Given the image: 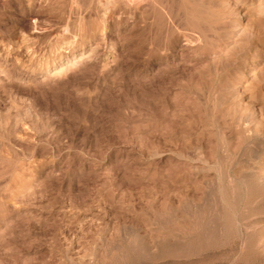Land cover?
Wrapping results in <instances>:
<instances>
[{
    "label": "rangeland",
    "instance_id": "obj_1",
    "mask_svg": "<svg viewBox=\"0 0 264 264\" xmlns=\"http://www.w3.org/2000/svg\"><path fill=\"white\" fill-rule=\"evenodd\" d=\"M0 264H264V0H0Z\"/></svg>",
    "mask_w": 264,
    "mask_h": 264
},
{
    "label": "bare ground",
    "instance_id": "obj_2",
    "mask_svg": "<svg viewBox=\"0 0 264 264\" xmlns=\"http://www.w3.org/2000/svg\"><path fill=\"white\" fill-rule=\"evenodd\" d=\"M105 4H106V3H105ZM109 4H110V3H109ZM230 29H231V28H230ZM225 33H226V32H225ZM69 44H70V43H69ZM64 45H65V44H64ZM67 46H68V45H67ZM240 201H241V200H240ZM260 223H261V222H260ZM262 224H263V223H262ZM239 225H240V224H239ZM255 226H256V225H255ZM245 229H246V227H245ZM244 237H245V236H244ZM251 238H252V237H251ZM242 240H243V239H242ZM246 240H247V239H246ZM260 241H261V240H260ZM242 243H243V242H242ZM242 243H241V244H242ZM259 243H260V242H259ZM259 243H258V244H259ZM241 244H240V245H241ZM243 244H244V243H243ZM260 244H262V243H260ZM260 244H259V245H260ZM244 245H246V244H244ZM244 245H243V246H244ZM241 247H242V246H241ZM240 250H241V249H240ZM243 250H244V249H243ZM242 252H243V251H242Z\"/></svg>",
    "mask_w": 264,
    "mask_h": 264
}]
</instances>
